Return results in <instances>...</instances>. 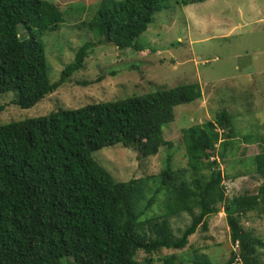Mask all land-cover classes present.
I'll return each instance as SVG.
<instances>
[{"label": "trees", "instance_id": "obj_1", "mask_svg": "<svg viewBox=\"0 0 264 264\" xmlns=\"http://www.w3.org/2000/svg\"><path fill=\"white\" fill-rule=\"evenodd\" d=\"M164 2L102 0L87 24L99 45L143 52L137 40ZM65 21L64 12L48 0H0V95L13 93L12 104L31 109L84 69L96 46L92 42L76 52L58 80H50L43 36ZM201 99L199 84L180 85L1 124L0 264H141L142 252L185 250L199 231H210L209 223L222 212L238 249L226 254L224 264H264V242L244 225L249 214L264 211L260 130L242 134L233 127V115L221 111L213 121L183 131L185 168L175 171L169 157L159 174L127 182L93 158L116 144L133 148L139 159L174 149L164 129L175 121L178 106ZM5 110L0 106V113ZM241 145H257L260 152L245 163L237 155ZM232 154L237 155L230 161L233 173L221 165ZM250 173L263 178L257 191L229 195L225 182ZM160 198L163 213L157 215L153 207ZM185 213L191 223L176 236L171 219ZM197 251L191 264H214L209 257L215 254ZM178 260L170 255L163 263Z\"/></svg>", "mask_w": 264, "mask_h": 264}, {"label": "rangeland", "instance_id": "obj_2", "mask_svg": "<svg viewBox=\"0 0 264 264\" xmlns=\"http://www.w3.org/2000/svg\"><path fill=\"white\" fill-rule=\"evenodd\" d=\"M48 1L57 5L66 19L59 30L43 36L50 80L60 78L63 69L74 61L76 52L86 42L96 46L85 60L84 69L39 105L24 110L12 104L15 94L0 95V106H6L0 113V125L45 116L60 108L78 109L88 104L199 84L202 99L178 106L175 121L164 129V137L174 143V149H162L156 157L139 159L133 148L116 144L93 155L120 182L159 174L169 157L175 171L185 168L183 131L213 121L224 110L233 115V127L238 132L248 134L260 130L259 135H264V0H207L188 6L177 3L178 0H165L163 10L154 16L149 29L137 40L144 45L143 52L121 51L115 44H98L87 23L102 0ZM20 34H26L23 28ZM245 146L239 147L237 155L247 163L259 154L260 147ZM237 155L229 156L230 164H221L222 167L231 171L230 161ZM262 182L261 176L250 173L235 182L226 181L225 185L228 194L235 196L245 191L255 193ZM153 209L157 215L163 213L162 198ZM190 223L191 217L186 213L171 219L176 236ZM209 224L210 231H199L185 250H164L151 256L142 252L139 261L164 264V257L177 255V263L191 264L199 250L208 256L215 254V258L209 257L214 264H224L226 257L238 250L230 242L225 214L220 213ZM244 225L264 242L263 210L249 214ZM260 254L264 259V249Z\"/></svg>", "mask_w": 264, "mask_h": 264}]
</instances>
